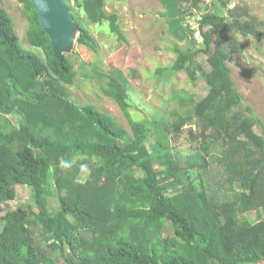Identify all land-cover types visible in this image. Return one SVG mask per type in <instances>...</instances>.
Masks as SVG:
<instances>
[{
    "label": "trees",
    "instance_id": "1",
    "mask_svg": "<svg viewBox=\"0 0 264 264\" xmlns=\"http://www.w3.org/2000/svg\"><path fill=\"white\" fill-rule=\"evenodd\" d=\"M19 1L30 22V51L20 45L0 2V207L15 202L17 186L30 189L31 207L0 217V264H264V137L242 110L244 98L229 66L236 33L263 36L255 20L236 9L230 18L223 12L200 17L201 48L176 50L173 67L157 72L191 74L194 60L208 56L209 93L185 116L163 120L156 142L147 145L146 121L134 123L128 114L123 72L102 75L108 80L104 92L124 111L131 135L93 105L71 100L73 64L55 58L33 2ZM105 1L75 4L88 23L109 22L127 44L118 16L105 14ZM171 1L167 23L183 40L184 12L180 0ZM76 25V44L97 52L88 29ZM17 111L23 118L15 127L7 118ZM186 127L190 151H171V137ZM52 197L60 206L54 215ZM252 212L255 223L244 219ZM167 234L176 243L169 244ZM46 238L52 257L39 244Z\"/></svg>",
    "mask_w": 264,
    "mask_h": 264
},
{
    "label": "rangeland",
    "instance_id": "2",
    "mask_svg": "<svg viewBox=\"0 0 264 264\" xmlns=\"http://www.w3.org/2000/svg\"><path fill=\"white\" fill-rule=\"evenodd\" d=\"M64 1L74 21L81 22L88 29L98 46L97 52H94L75 42L70 53L65 55L70 59L76 73L74 84L68 87L71 100L78 107L93 105L131 135L132 127L124 111L104 92L108 88V80L103 79L102 75L110 69L122 71L129 84L130 109L144 115L141 123L146 121L151 131V134L143 132L147 145L156 142L160 133L157 129L163 127V120L173 123V114L185 116L195 107L197 101L209 93L206 75L212 70V66L208 56L200 55L193 62L196 69L191 74H159L157 71L173 67L178 57L176 50L201 48L197 22L202 15L223 12L230 18L229 12L234 9L242 14L247 13L250 19L255 20L253 26L263 36L246 39L241 45L237 44L234 36L232 47L235 53L229 66L236 88L244 98L242 110L257 121L254 130L264 137V0H198L197 5L192 1L180 0V8L184 12L182 26L186 34L183 40H178L171 34L167 23L166 12H172L175 8L171 0H106L104 12L109 17L118 16L117 25L127 44L121 43L118 36L112 33L109 22L90 24L82 10L76 6L75 0ZM224 1L228 3L227 7L224 6ZM0 2L13 21L20 45L27 51L32 50L29 42L30 22L24 3L19 0ZM248 21L247 18L244 20L245 23ZM193 38L196 39V45ZM217 44L220 48L224 46L223 41H218ZM22 118L23 114L17 111L7 119L12 126L18 127ZM193 131L196 130L193 128ZM187 132L186 127L179 136L171 137V151H190ZM16 191L15 202L1 207V218L17 209L26 211L31 207L30 189L27 186H17ZM48 205L51 215L59 212L60 206L56 198H50ZM33 210L37 211V207H33ZM244 219L251 223L257 221L253 212L245 215ZM41 232L43 229L38 228L37 233ZM165 237L169 244L176 243L173 236L167 234ZM44 247L47 251L46 246ZM47 252L51 257L54 256L53 251ZM69 252L67 256L71 255ZM58 263L67 264L64 260H58Z\"/></svg>",
    "mask_w": 264,
    "mask_h": 264
},
{
    "label": "water",
    "instance_id": "3",
    "mask_svg": "<svg viewBox=\"0 0 264 264\" xmlns=\"http://www.w3.org/2000/svg\"><path fill=\"white\" fill-rule=\"evenodd\" d=\"M31 1L40 17L44 31L50 37L55 58L63 61L65 55L73 48L79 34V28L69 7L64 0ZM128 114L134 123H140L145 118L139 111L130 108ZM81 235L85 239H92V234L81 233Z\"/></svg>",
    "mask_w": 264,
    "mask_h": 264
},
{
    "label": "clouds",
    "instance_id": "4",
    "mask_svg": "<svg viewBox=\"0 0 264 264\" xmlns=\"http://www.w3.org/2000/svg\"><path fill=\"white\" fill-rule=\"evenodd\" d=\"M246 39H251V37H245V36L241 35L240 33L235 34V40H236L237 44L241 45L242 43H244L246 41ZM61 165L67 166L66 162L63 160L61 161Z\"/></svg>",
    "mask_w": 264,
    "mask_h": 264
},
{
    "label": "crops",
    "instance_id": "5",
    "mask_svg": "<svg viewBox=\"0 0 264 264\" xmlns=\"http://www.w3.org/2000/svg\"><path fill=\"white\" fill-rule=\"evenodd\" d=\"M0 209H1V207H0ZM39 244H40L41 249H42V248L45 249L44 246H46L47 251L50 250V248L48 247L49 243H48L47 238L44 239V240H43L42 242H40ZM68 252H69V251H68ZM69 253H71V251H70Z\"/></svg>",
    "mask_w": 264,
    "mask_h": 264
}]
</instances>
